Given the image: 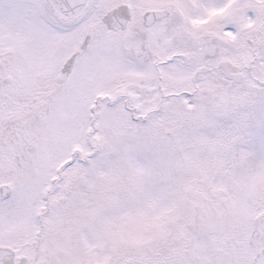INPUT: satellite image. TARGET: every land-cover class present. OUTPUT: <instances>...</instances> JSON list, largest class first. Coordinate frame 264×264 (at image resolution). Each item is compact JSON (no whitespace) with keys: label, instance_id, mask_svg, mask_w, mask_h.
I'll return each instance as SVG.
<instances>
[{"label":"snow or ice","instance_id":"6c2138e0","mask_svg":"<svg viewBox=\"0 0 264 264\" xmlns=\"http://www.w3.org/2000/svg\"><path fill=\"white\" fill-rule=\"evenodd\" d=\"M0 264H264V0H0Z\"/></svg>","mask_w":264,"mask_h":264}]
</instances>
